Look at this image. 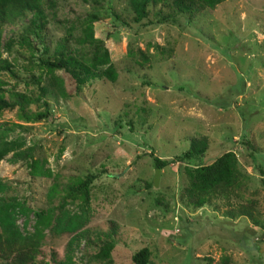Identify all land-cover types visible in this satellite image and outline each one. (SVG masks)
<instances>
[{
	"label": "rangeland",
	"instance_id": "1",
	"mask_svg": "<svg viewBox=\"0 0 264 264\" xmlns=\"http://www.w3.org/2000/svg\"><path fill=\"white\" fill-rule=\"evenodd\" d=\"M57 3L46 51L36 41L33 49L14 43L6 50L5 40L24 21L0 31V56L17 75L0 70L3 93H27L39 98L27 110H43V100L50 110L45 118L28 120L16 109H0L1 137L8 141L0 159V197L13 207L22 234L41 235L32 264L67 258L88 264L85 253L96 246L83 235L96 240L110 221L118 225L110 264H134L132 254L144 246L150 264H223L225 256L229 264H264V186L258 170L264 168V0H223L190 20L178 14L168 22H157L156 12L165 9L159 2L142 23L133 21L127 0ZM89 13L98 16L97 31L114 25L103 40L115 78L98 76L75 89L63 69L42 62L65 37L71 48L82 50L73 38ZM50 77L61 79L65 92L40 97L37 79L43 85ZM201 136L206 150L179 158L191 138ZM245 139L259 149L254 158ZM229 150L245 175L229 202L254 200L253 217L229 216L223 197L199 208L180 198L185 167L210 163ZM154 155L169 160L157 185ZM89 173L95 178L82 233L53 235L46 226L49 213L38 218L36 212L60 203L65 186ZM70 199L63 209L80 213L81 202Z\"/></svg>",
	"mask_w": 264,
	"mask_h": 264
},
{
	"label": "trees",
	"instance_id": "2",
	"mask_svg": "<svg viewBox=\"0 0 264 264\" xmlns=\"http://www.w3.org/2000/svg\"><path fill=\"white\" fill-rule=\"evenodd\" d=\"M223 0H127L132 11L133 21L142 23V20L149 18L151 6H156L161 2L165 8L156 12L157 22H168L173 20L178 14L186 15L187 19H192L207 8H214ZM57 0H0V31L7 24H15L18 21H24L22 29L15 35L5 40L6 50L11 49L14 43L25 45L31 49L36 46V42L41 44L42 50H48L46 42V33L48 32L49 19L56 17ZM116 18L124 24L122 16L114 11ZM98 16L95 13H89L81 21V33L73 38L74 43L81 46L82 50L73 49L68 44V38L58 40L54 48L55 55L44 59L42 64L53 69H63L68 77L74 82L75 89L79 85L98 76H105L112 80L115 78L113 65L110 63L109 50L104 40L112 32L114 25L106 24L102 31H97L96 26ZM103 32V33H102ZM36 41V42H34ZM86 47V49H84ZM104 69H99L100 67ZM13 64L7 58L0 56V70H5L12 75L17 76L12 69ZM41 78L37 79L40 97H55L58 92L64 94V88L61 79L50 77L47 83L40 85ZM77 89V90H78ZM39 98L28 95L24 92L12 91L6 96L0 81V109H16L28 120H40L49 115L50 110L46 100L43 110H27L31 102H38ZM4 130L0 127V159L3 151L8 148V141L1 137ZM245 148L250 151L249 155L259 151L258 147L248 139L244 141ZM207 148L206 137H193L189 148L179 158H190L191 156L201 155ZM26 155L28 152H24ZM254 158V156H253ZM153 161L158 168H162L169 163V160L161 159L154 155ZM261 182L264 186V168H258ZM187 184L183 187L180 198L185 205L193 208H199L206 204H216V199L223 197L229 205L227 214L231 217L236 215H247L253 217L255 201L246 199L243 202L231 205L229 198L231 195L241 191L244 185L245 175L241 172L237 156L233 151H225L217 156L212 162L201 164L196 167H185ZM92 173L87 174L82 180L65 186L66 193L62 196L61 202L54 205L51 203L49 209H41L36 214L38 218L49 213L48 223L53 235L70 233L72 236L82 233L80 228L84 226L89 217L85 207L89 202V189L94 179ZM52 194V193H51ZM50 194V195H51ZM67 197L70 200L78 199L81 204L80 213H70L63 209V204ZM18 210L25 211L22 206H17ZM13 207L0 197V264H32L38 252L41 235L36 233L22 234L16 225V215ZM30 210V207H28ZM27 212V211H25ZM118 225L115 221H110L103 236H97L96 240L85 233L84 238L88 242L95 244V251L92 254L85 253L88 257V264L96 262L97 264L112 263L111 250L116 243ZM91 240V241H90ZM134 264H150V250L144 246L132 254ZM55 264H73L67 260L55 262ZM223 264H229V257H224Z\"/></svg>",
	"mask_w": 264,
	"mask_h": 264
},
{
	"label": "water",
	"instance_id": "3",
	"mask_svg": "<svg viewBox=\"0 0 264 264\" xmlns=\"http://www.w3.org/2000/svg\"><path fill=\"white\" fill-rule=\"evenodd\" d=\"M159 172H160V168H157L155 171L154 178H153V185H157V183H158Z\"/></svg>",
	"mask_w": 264,
	"mask_h": 264
}]
</instances>
